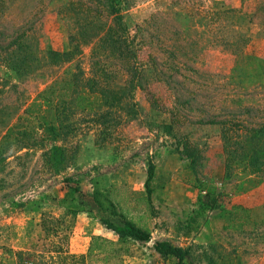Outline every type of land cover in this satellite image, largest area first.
I'll return each instance as SVG.
<instances>
[{
	"label": "rangeland",
	"instance_id": "obj_1",
	"mask_svg": "<svg viewBox=\"0 0 264 264\" xmlns=\"http://www.w3.org/2000/svg\"><path fill=\"white\" fill-rule=\"evenodd\" d=\"M3 1L0 35L6 42L24 31L29 48L40 57L47 49L69 48L60 10L69 0ZM216 10L225 12L222 17L236 32L216 31L207 15ZM123 14L132 32L137 24L153 18L144 33L148 43L143 56L151 52L167 67L179 64L178 71L167 69V80L175 88L192 92V116L201 108H217V112L229 108L237 114L245 106L248 111L242 117L264 121V0H125ZM235 36L240 40L237 48L221 42ZM92 43L81 42L79 51L60 64L41 59L28 75L18 76L0 65V77L6 80L0 106L15 112L11 121L19 123L23 109L39 101L54 82L70 78L77 68L87 72ZM146 70L148 85L159 89L165 108L172 107L174 90L154 79L150 68ZM133 100L137 114L111 128L104 140H97L89 114L70 115L76 127L59 144L71 158L59 171L42 165L39 146L15 158L8 157L10 149L0 143V264H16V251L41 241L43 213L64 219L70 253L84 254L92 235L115 240L117 253L94 254L84 264H176L172 257L154 251L152 244L157 240L189 247L190 258L184 264H264V172L234 168L226 174L220 126L186 123L181 131L202 148L203 155L192 171L174 151L173 138L162 130L167 112L153 108L143 90ZM27 121L36 125L33 118ZM148 159L155 164L150 199L144 185ZM66 176L79 182L85 192L109 189L127 216L150 231L151 240L140 244L119 240L93 210L66 214L71 204L63 187ZM206 191L219 194L221 204L201 213L199 199ZM233 204L240 206L232 216Z\"/></svg>",
	"mask_w": 264,
	"mask_h": 264
},
{
	"label": "trees",
	"instance_id": "obj_2",
	"mask_svg": "<svg viewBox=\"0 0 264 264\" xmlns=\"http://www.w3.org/2000/svg\"><path fill=\"white\" fill-rule=\"evenodd\" d=\"M260 4H256L257 9ZM124 7L125 0H69L60 10L68 28L70 46L65 50L47 49L42 57L29 48L30 40L24 31L7 42L0 35V65L18 76L35 71L41 59L50 64L68 61L79 51L81 42H93L88 71L77 68L70 78L48 86L39 96V101L23 109V115L17 119L19 123L11 121L15 112L0 106V143L10 149L8 157L22 158L39 146L42 165L52 171L66 168L71 157L59 142L65 141L76 127L70 115L77 111L89 114L92 125L96 127L97 140H104L111 128L137 114L133 99L137 91L143 90L153 108L167 112L168 120L161 123L162 130L173 138L174 151L188 161L192 171H196L203 155L202 148L190 139L188 133L181 131L186 123L220 126L226 174L234 168L251 173L264 172V121L250 122L242 117L248 111L245 106L239 108L237 114L229 108H221L219 112L217 108L213 111L201 108L199 114L192 116L189 113L195 108L191 103L192 92L175 88L167 80V69L178 71L179 64L167 67L151 52H146L145 58L143 56L148 43L144 33L154 23L153 18L137 24L132 32L124 19ZM3 8L4 1L0 0V12ZM223 14V10L207 13L208 18L214 20L216 31L236 32L235 28L229 27L230 21L223 18ZM222 39L221 42L229 48L239 47L240 40L236 36L230 41ZM246 39L244 37L242 41ZM147 68L151 69L154 79L174 90L172 107L165 108L159 89L148 85ZM5 82L0 77V94ZM28 117L35 119V126L30 125ZM21 151L23 153L19 154ZM145 171L146 197L150 199L153 191L150 182L155 174V164L151 159L147 160ZM63 182L65 195L71 201L66 214L73 216L82 210H93L101 224L119 240L127 239L139 244L151 240L150 231L127 216L113 200L109 189L92 188L85 192L70 176L64 177ZM220 204L219 194L206 191L199 199V210L201 213L214 211ZM238 206L232 205L230 215H234ZM63 223V218L43 213L40 224L44 235L39 238L41 241L33 247L16 251V264H84L91 255L118 252L115 240L96 234L90 237L84 254L70 253L65 246L67 234ZM152 247L159 256L172 257L176 264H184L190 258L189 247L174 245L168 240L154 241Z\"/></svg>",
	"mask_w": 264,
	"mask_h": 264
}]
</instances>
